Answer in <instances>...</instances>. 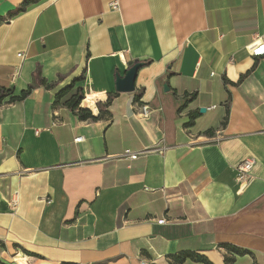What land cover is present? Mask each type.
<instances>
[{"label": "crops", "instance_id": "crops-1", "mask_svg": "<svg viewBox=\"0 0 264 264\" xmlns=\"http://www.w3.org/2000/svg\"><path fill=\"white\" fill-rule=\"evenodd\" d=\"M22 2L0 0V88L32 85L0 103V264H264V0Z\"/></svg>", "mask_w": 264, "mask_h": 264}, {"label": "built area", "instance_id": "built-area-1", "mask_svg": "<svg viewBox=\"0 0 264 264\" xmlns=\"http://www.w3.org/2000/svg\"><path fill=\"white\" fill-rule=\"evenodd\" d=\"M109 6L112 8H118V2L117 1H112L109 3ZM264 44V38L262 36H256L251 42L245 45V50L249 53H252L254 50L259 48ZM20 55V54H19ZM83 93V98L80 102V107L88 109L94 114V111L88 106V103L86 101V93L82 89ZM96 106V102H95ZM140 114L143 118H147L150 114V109L146 105H142L140 108ZM75 141H81L82 137L78 136L74 139ZM141 154H143V151H132L130 149H125L123 150L121 156L128 158L130 160H135L137 159ZM255 163V160L253 157L249 156L244 158L242 161H240L236 166V175H235V180L238 183V190L242 192L254 179L253 175L251 174L252 167ZM145 190L149 191H154L153 188L149 187H144ZM50 203V200L47 201ZM164 219L157 220L158 223H162ZM142 264H145L142 262Z\"/></svg>", "mask_w": 264, "mask_h": 264}, {"label": "trees", "instance_id": "trees-1", "mask_svg": "<svg viewBox=\"0 0 264 264\" xmlns=\"http://www.w3.org/2000/svg\"><path fill=\"white\" fill-rule=\"evenodd\" d=\"M38 1L39 0H23V2L20 3L15 8V12L18 13V12L24 11L27 6L34 4V3H37ZM82 79H83L82 76L75 78L68 86H66L62 90H60L56 95L57 96L64 95L65 93L70 91V89H72L78 82L82 81ZM35 84L43 85V86L44 85H47V86L50 85V84H47L43 78H40V77H37ZM31 88H32V85H30L27 89L21 91V93H19L18 95H14L12 89L0 88V103L6 97H8V99L10 101L20 100L28 94V92L30 91ZM82 98H83L82 87H79L76 90V93L73 94L71 96L70 100L67 102L68 107L72 110H77L79 116L82 119L93 118V114L90 110L80 107L79 104H80Z\"/></svg>", "mask_w": 264, "mask_h": 264}, {"label": "water", "instance_id": "water-1", "mask_svg": "<svg viewBox=\"0 0 264 264\" xmlns=\"http://www.w3.org/2000/svg\"><path fill=\"white\" fill-rule=\"evenodd\" d=\"M142 62H136L132 66L126 69L123 76H115V90L117 92H133L135 89L134 83L137 75V70L141 67ZM204 108L200 109V112H203Z\"/></svg>", "mask_w": 264, "mask_h": 264}]
</instances>
